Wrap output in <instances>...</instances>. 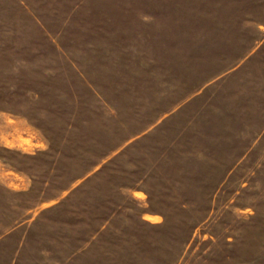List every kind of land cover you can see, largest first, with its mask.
<instances>
[{
  "label": "rangeland",
  "instance_id": "374dc122",
  "mask_svg": "<svg viewBox=\"0 0 264 264\" xmlns=\"http://www.w3.org/2000/svg\"><path fill=\"white\" fill-rule=\"evenodd\" d=\"M0 264H264V0H0Z\"/></svg>",
  "mask_w": 264,
  "mask_h": 264
},
{
  "label": "crops",
  "instance_id": "0c3cea01",
  "mask_svg": "<svg viewBox=\"0 0 264 264\" xmlns=\"http://www.w3.org/2000/svg\"><path fill=\"white\" fill-rule=\"evenodd\" d=\"M120 148L121 147L118 145L113 147L112 149H110V151L108 150L105 153V155L101 158L100 161H96L92 164L91 171H89L88 173V178H87L88 183L93 182L94 179L101 178L104 175L108 182L110 165L117 163L119 161V158L121 157L123 158L127 153H129L128 151L129 149L123 150L122 148L121 149ZM149 178H150V174H146L142 179L139 180L141 183V186H140V183H137L136 186H128L126 190H124L125 196L127 198L129 197L135 198L137 196H148V199H150V196H153V195L145 187V184ZM82 180L83 178L81 176L74 177L73 180L71 181V184H73L74 186L78 185L80 182H82ZM63 190H66V189H63ZM74 195H75L74 192H71L69 194V196H74ZM61 196H67V195L63 194ZM124 208L125 207L123 205L118 204L115 207V209H113V212L108 214L105 217L107 228H109V223L113 222L114 217L116 215L123 213ZM145 214L148 217H151L152 219H147L146 217H144L143 215ZM163 218L166 220L169 217L157 209H151V210L139 209L136 212V220L139 221L142 225L150 227V228L163 227L166 224V222L164 223Z\"/></svg>",
  "mask_w": 264,
  "mask_h": 264
}]
</instances>
